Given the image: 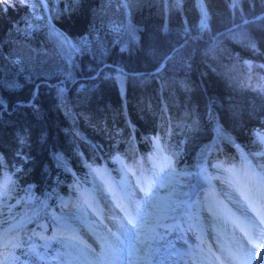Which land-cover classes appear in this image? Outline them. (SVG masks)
<instances>
[{
	"label": "trees",
	"instance_id": "trees-1",
	"mask_svg": "<svg viewBox=\"0 0 264 264\" xmlns=\"http://www.w3.org/2000/svg\"><path fill=\"white\" fill-rule=\"evenodd\" d=\"M203 6L206 33L199 31L197 0H183L178 9L172 0H132L126 11L121 0H79L68 13L71 0L35 7L31 0H0L6 9L0 10V177L6 173L19 190L31 185L36 209L49 218L73 183L86 179L87 166L104 165L116 181L114 157L141 165L153 153L148 138L165 131V155L189 173L188 185L199 184L202 166L210 175L218 161L240 162L234 145L217 139V128L245 152L258 150L264 95L241 85L248 75L244 60L264 64V27L245 26L257 53L227 33L242 23L241 12L249 20L264 15V4L240 0L235 14L228 0ZM105 8L121 18V31L135 33L126 35L127 44L112 37ZM52 29L70 44L86 39L87 51L65 64L47 35ZM167 55L172 59L157 73ZM255 72L264 75V69Z\"/></svg>",
	"mask_w": 264,
	"mask_h": 264
},
{
	"label": "snow or ice",
	"instance_id": "snow-or-ice-1",
	"mask_svg": "<svg viewBox=\"0 0 264 264\" xmlns=\"http://www.w3.org/2000/svg\"><path fill=\"white\" fill-rule=\"evenodd\" d=\"M12 0H9L11 3ZM16 3L23 4L25 0H15ZM32 6L43 4L44 0H31ZM132 0H121V5L126 7ZM167 4L168 0H162ZM183 0H172L173 8L178 9ZM251 3L252 0H249ZM264 4V0H261ZM79 0H71V7L64 9L65 13L74 11L78 7ZM205 0H197V5L201 11V20L199 31L206 33L208 31V13L204 8ZM230 7L235 11L239 10L240 0H228ZM2 11L6 9L0 8ZM242 23L234 25L229 29L228 35L241 43L245 48L257 53L259 50L256 41L249 34L245 27L248 24L264 27V15L254 17L252 20L243 17L241 12ZM35 18V17H34ZM42 18V17H41ZM31 27L30 24L26 25ZM61 34H57L60 39ZM184 36L191 39L189 30L186 28ZM63 43H69L67 37H64ZM69 47H72L69 44ZM218 45H214L210 51H215ZM171 57L164 56L161 64L157 68V73L162 71ZM243 66L247 71V80L242 83V87H248L257 91L258 94L264 95V75L256 73V69H264V64L256 65L253 61L244 60ZM255 73V84H253V74ZM123 73L117 77V82L122 83ZM38 91V89H37ZM2 107V104H0ZM217 139L226 143H232L240 155V165L232 164L226 166L225 162L218 161L212 167L218 171L222 170L227 174L223 180L228 186V191L221 197L211 185L212 179H219V176L212 177L207 174V167H201L197 175H202L209 183V191L204 197V210L210 214L213 221L212 230L215 233L216 247L213 248L205 235L198 237L199 243L193 251V264H264V260L257 261L254 256L255 242H264V151L255 153L245 152L239 145L235 144L230 137L225 135L219 128L216 129ZM165 135L159 134L149 137L148 140L153 146V154L141 158V170L134 171L128 165L123 167L133 176L139 175L136 187L143 193V199L135 198V191L129 190L128 186L121 181L120 187H112L107 184L99 189L100 194L104 197L106 203L101 206L96 196V191H80L76 202H69L62 205L68 208L70 215L55 217L57 224L61 228V233L67 232L64 236L67 242L66 247L70 250L68 253H58L57 258L65 257L63 264H70V261L77 264H134L141 259L150 262V256L144 248L147 240L143 239L141 227V214L144 206L152 201L157 188L164 187L171 182V175L175 171L174 155H165L166 144L164 143ZM255 142L264 145V132L255 133ZM114 159L122 162L119 155ZM147 160L151 164L148 175L142 170V163ZM255 160V163L253 162ZM3 158L0 157V170L5 165ZM206 163V162H203ZM91 168V166H89ZM97 175H102V170L92 169ZM17 187L16 181L10 176L0 177V205L3 204L7 196ZM76 186H74L75 189ZM75 209V212H72ZM86 210H91L92 214L101 218L111 220L116 227V231L107 228L106 234L96 235L95 239L100 245L98 252L89 244L80 234L79 230L74 227L70 220H82ZM105 210L108 215L105 217ZM117 210L122 215H117ZM2 211V210H0ZM231 229L230 238L228 230ZM95 233V230L93 229ZM239 234V235H237ZM187 243V241H185ZM23 239L19 236L17 226H9L7 229L0 228V264H22L15 250L23 248ZM32 254H37L33 247L29 250ZM144 255L141 256V252Z\"/></svg>",
	"mask_w": 264,
	"mask_h": 264
},
{
	"label": "rangeland",
	"instance_id": "rangeland-1",
	"mask_svg": "<svg viewBox=\"0 0 264 264\" xmlns=\"http://www.w3.org/2000/svg\"><path fill=\"white\" fill-rule=\"evenodd\" d=\"M127 9V6L124 7L125 11ZM114 13V11H109L107 8L103 9L104 19L110 21L106 22L105 25H107L111 32H113L112 37L114 40L121 37L123 38V41L121 42V45L123 46L124 44H127L126 40L128 42L130 41L128 37L134 38L135 33L131 31L130 34H126L121 31V18ZM57 34L60 33L53 29L47 33L48 37L55 41L56 51L59 53L58 57L65 62V64L70 65L71 58L74 59L80 49L87 51L86 39L82 38L76 41L75 44H65L63 43V37L61 35L60 39H57ZM126 35L129 36L126 37ZM69 44L72 47H69ZM40 49L41 48L37 47L38 52H41ZM259 146L258 150L251 153L264 151V145ZM138 160L136 161V163L138 162V165H135V163L131 164L130 162L127 163L125 160H122L123 163L116 161V170L119 172L116 182L114 181V174H111L113 173L112 170L104 168V165H96L91 168L87 166V171H85L87 175L86 179L82 182L83 184H79V181L76 180L73 183L72 192L63 196L56 205L57 207L55 209L52 208L48 212L49 218L45 216L41 206L39 207V210L36 209L37 206L34 203L35 198L31 185H28V188L25 190L15 188L7 196L3 204L0 205V210H2L0 211V228L7 229L10 225L18 227L19 236L23 239L24 246L23 248L16 249L15 252L16 255L19 256L22 264H63L65 257L62 256L58 259L57 254L68 253L70 251L66 247L67 242L63 238L68 235V233L65 232L62 235L61 228L54 218L70 215L69 209L63 208L62 205L69 202H76L80 191L91 192L95 190L97 199L101 206H103L106 201L100 194L99 189L104 187L106 182L108 185L118 188L121 185V181H123L124 184L128 186L129 190L135 191V198L142 200L143 193H141L136 187L137 180L141 177L139 175L133 176L123 167L125 164L130 168L135 166L132 169L139 172L141 168L139 167L140 160ZM146 162V164L142 165V170L150 175L151 173L148 172V170L151 169L152 166L147 160ZM253 162L255 163V160ZM232 164L239 166L240 162H231L226 165L230 166ZM92 169L102 170V175L95 174ZM3 176H7L6 173L3 174ZM188 176L189 173L187 171L175 167V171L171 175V182L164 187L157 188V191L161 193L162 197L160 200L162 202L158 203L154 210L158 217L159 226L156 233H154L155 231L150 233L156 234V236H151L149 234L151 238L154 239V242L151 243V247L153 249L152 256H154L155 264H193V251L196 242L197 244L199 243L198 237L202 234L205 235V238L209 242L210 237L211 239L213 237V246L214 248L216 247L214 239L215 233L212 230L213 221L210 218V214L204 210V197L209 191V183L204 177L201 178L199 176L201 180L199 184L196 181L191 185H188L186 184ZM209 176L220 177L219 179H212L211 185L214 186L216 192L223 197V193L228 191L227 184L223 182L227 174L222 170L218 171L214 168L213 172L210 171ZM74 186H76L75 189ZM207 186H209L208 189ZM203 187L206 188L203 189ZM30 203H32L31 208L29 206ZM147 205L144 206V210ZM144 210L141 214V221L143 219ZM75 211V209H72V212ZM116 214L118 216L122 215L118 210ZM107 215L108 212L105 210V217H107ZM33 217H35V219ZM83 217L82 220H70L69 222L76 227L81 236L99 252L100 245L97 243L95 236H103L106 234L104 228L105 225H107L108 228V224H110L109 228L113 231H116V227L111 220L104 218L106 221L104 222L103 219L93 215L91 210H86ZM180 222H182V226L180 225ZM93 229L95 230V233L93 232ZM230 233L231 229L228 230V238H230ZM185 241H187V243H185ZM263 246L264 242H255L254 256L257 261L264 260V251L263 255L261 251ZM33 247L37 251V254L35 255L29 251ZM134 262L135 264H142L140 260L136 261L135 258ZM70 264H77V262L70 261Z\"/></svg>",
	"mask_w": 264,
	"mask_h": 264
},
{
	"label": "bare ground",
	"instance_id": "bare-ground-1",
	"mask_svg": "<svg viewBox=\"0 0 264 264\" xmlns=\"http://www.w3.org/2000/svg\"><path fill=\"white\" fill-rule=\"evenodd\" d=\"M162 199L161 197V193L159 191L156 190L155 195L152 199V201H150L146 207V209L144 210V215H143V219H142V223H141V227L143 229L142 231V235L141 238L143 239L145 236L150 237L147 240V243L145 244L144 248L147 250L149 256H150V262L148 260H140L142 262V264H155L154 262V256H152V252L153 249L151 247V243L154 242V239L151 238V236H156V234H150L152 231H155L154 233H156L157 228L159 226V221H158V217L155 213V208L158 205V203H161L162 201H160ZM152 215V216H151ZM151 216V218H150ZM151 236H150V235ZM151 247V248H150ZM262 251V255H263V251H264V246L261 248ZM144 255V252H141V256ZM144 262V263H143ZM135 264V262H134ZM158 264V263H157Z\"/></svg>",
	"mask_w": 264,
	"mask_h": 264
},
{
	"label": "water",
	"instance_id": "water-1",
	"mask_svg": "<svg viewBox=\"0 0 264 264\" xmlns=\"http://www.w3.org/2000/svg\"><path fill=\"white\" fill-rule=\"evenodd\" d=\"M179 45H181V44H179ZM179 45H178V47H179ZM178 47H176V48H178ZM176 48H175V49H176ZM173 50H174V49H173ZM173 50H172V51H173ZM172 51H171V52H172ZM171 52H170V53H171ZM168 55H169V54H168ZM168 55H167V56H168ZM104 65H108V63H105Z\"/></svg>",
	"mask_w": 264,
	"mask_h": 264
}]
</instances>
